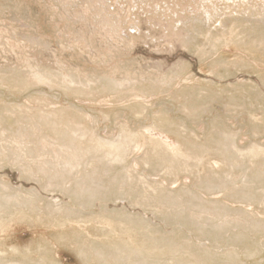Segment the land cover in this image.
Wrapping results in <instances>:
<instances>
[{"label": "rangeland", "instance_id": "1", "mask_svg": "<svg viewBox=\"0 0 264 264\" xmlns=\"http://www.w3.org/2000/svg\"><path fill=\"white\" fill-rule=\"evenodd\" d=\"M0 264H264V0H0Z\"/></svg>", "mask_w": 264, "mask_h": 264}]
</instances>
